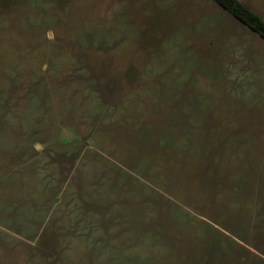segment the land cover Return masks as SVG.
<instances>
[{"label": "rangeland", "instance_id": "rangeland-1", "mask_svg": "<svg viewBox=\"0 0 264 264\" xmlns=\"http://www.w3.org/2000/svg\"><path fill=\"white\" fill-rule=\"evenodd\" d=\"M0 264H264V39L214 0H0Z\"/></svg>", "mask_w": 264, "mask_h": 264}, {"label": "trees", "instance_id": "trees-1", "mask_svg": "<svg viewBox=\"0 0 264 264\" xmlns=\"http://www.w3.org/2000/svg\"><path fill=\"white\" fill-rule=\"evenodd\" d=\"M264 39V20L239 0H214Z\"/></svg>", "mask_w": 264, "mask_h": 264}]
</instances>
